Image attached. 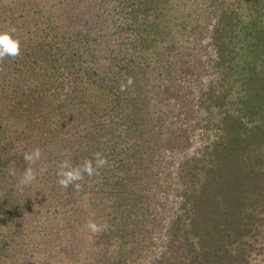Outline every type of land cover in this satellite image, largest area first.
<instances>
[{"label":"trees","instance_id":"obj_1","mask_svg":"<svg viewBox=\"0 0 264 264\" xmlns=\"http://www.w3.org/2000/svg\"><path fill=\"white\" fill-rule=\"evenodd\" d=\"M78 3L0 59V264H264V0Z\"/></svg>","mask_w":264,"mask_h":264},{"label":"rangeland","instance_id":"obj_2","mask_svg":"<svg viewBox=\"0 0 264 264\" xmlns=\"http://www.w3.org/2000/svg\"><path fill=\"white\" fill-rule=\"evenodd\" d=\"M79 0H0V29L14 27L20 41L29 43L35 34L39 41L62 49L61 35L69 25H78ZM72 18H68V17ZM51 40V41H50ZM25 45L22 46V49ZM24 55H21L23 57ZM20 58V56H18Z\"/></svg>","mask_w":264,"mask_h":264},{"label":"clouds","instance_id":"obj_3","mask_svg":"<svg viewBox=\"0 0 264 264\" xmlns=\"http://www.w3.org/2000/svg\"><path fill=\"white\" fill-rule=\"evenodd\" d=\"M15 32L16 29L14 27L0 29V59L5 57L14 58L20 55L21 42L20 39L14 35ZM131 83L132 81L129 79L128 84L130 85ZM121 90L124 91L125 88L122 86ZM40 158L41 151L39 148L23 154V159L27 166L19 175L18 187L22 189L23 187L31 185L36 180L32 165ZM93 160L85 161L82 166H73L67 160L62 161L57 171L58 184L60 187L67 189L71 185L78 189L79 184L77 182L83 179L85 173L88 176H92L95 174L96 169L103 167L107 163V159L103 157L101 153H95ZM9 175L14 177L17 176L14 162L9 166ZM87 227L94 233L101 230L100 226L92 221L88 223Z\"/></svg>","mask_w":264,"mask_h":264}]
</instances>
